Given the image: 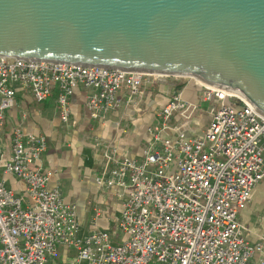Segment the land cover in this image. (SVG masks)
<instances>
[{
    "label": "built area",
    "instance_id": "obj_1",
    "mask_svg": "<svg viewBox=\"0 0 264 264\" xmlns=\"http://www.w3.org/2000/svg\"><path fill=\"white\" fill-rule=\"evenodd\" d=\"M170 77L177 78L0 55V130L18 88L38 102L56 89L66 122L69 97L81 86L90 117L104 121L134 103L143 84ZM196 81L198 101L212 104L201 134L176 130L173 116L188 121L197 103L174 90L147 126L140 156L95 140L101 167L94 180L120 198L113 229L83 230L75 205L47 187L51 171L37 166L46 138L13 127L8 156L0 150V264H57L58 246L72 249L71 264H264V232L249 240L238 218L264 179V113L239 92ZM3 175L22 181L23 192Z\"/></svg>",
    "mask_w": 264,
    "mask_h": 264
},
{
    "label": "water",
    "instance_id": "obj_2",
    "mask_svg": "<svg viewBox=\"0 0 264 264\" xmlns=\"http://www.w3.org/2000/svg\"><path fill=\"white\" fill-rule=\"evenodd\" d=\"M0 55L199 78L264 113V0H0Z\"/></svg>",
    "mask_w": 264,
    "mask_h": 264
},
{
    "label": "crops",
    "instance_id": "obj_3",
    "mask_svg": "<svg viewBox=\"0 0 264 264\" xmlns=\"http://www.w3.org/2000/svg\"><path fill=\"white\" fill-rule=\"evenodd\" d=\"M174 90L183 99L197 103V109L188 121L182 122L178 115L173 116V124L188 135L201 134L210 118L212 104L198 101L199 87L194 77L143 84L135 95L134 103L119 108L104 121L90 117L85 107L86 89L81 86L69 97L70 114L66 122L59 118L56 89L45 100L38 102L29 92L18 88L15 105L6 112L0 130V150L6 158L10 152L11 131L15 126L21 127L26 135L44 136L47 146L37 166L51 171L47 187H58L64 201L75 205L83 230L94 227L113 229L120 198L115 188H100L94 180L101 167V152L94 147V142L101 140L120 153L140 156L148 138L147 126L156 122L157 110L165 105ZM120 95L125 96L126 91L122 90ZM205 103H210V108L203 111L200 105ZM3 177L8 186L23 192L22 181L12 175ZM95 209L101 211L100 216H95ZM238 218L247 228L249 240H257L258 235L264 232V179L254 186L250 200L239 211ZM65 248L57 247L54 257L57 264H71L73 251L66 248L69 252L66 253Z\"/></svg>",
    "mask_w": 264,
    "mask_h": 264
},
{
    "label": "rangeland",
    "instance_id": "obj_4",
    "mask_svg": "<svg viewBox=\"0 0 264 264\" xmlns=\"http://www.w3.org/2000/svg\"><path fill=\"white\" fill-rule=\"evenodd\" d=\"M170 78H173V77H170ZM177 78H179V79L182 80V78H184V79H185V78H187V79L190 78V79H191V78H193V77H177ZM174 79H176V78H174ZM209 105H210V103H205V104H203V105H200V106H201L200 109L203 110V111H206L207 109L210 108ZM132 106H133V105H132ZM181 120H182V119H181ZM181 120H180V121H181ZM182 122H184V121L182 120ZM175 128H176V130H182V129H180V128H177V127H176V124H175ZM110 206H111V204H110ZM111 207H112V206H111ZM260 214H262V213H260ZM260 214H258V215L260 216ZM246 230H247V228H246ZM65 252H66V253H69V252L67 251L66 248H65ZM72 254H73V252H72ZM72 257H73V256H72ZM72 257H70V260H71ZM58 264H60V263H58Z\"/></svg>",
    "mask_w": 264,
    "mask_h": 264
},
{
    "label": "bare ground",
    "instance_id": "obj_5",
    "mask_svg": "<svg viewBox=\"0 0 264 264\" xmlns=\"http://www.w3.org/2000/svg\"><path fill=\"white\" fill-rule=\"evenodd\" d=\"M197 79V78H196Z\"/></svg>",
    "mask_w": 264,
    "mask_h": 264
}]
</instances>
